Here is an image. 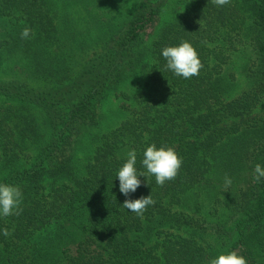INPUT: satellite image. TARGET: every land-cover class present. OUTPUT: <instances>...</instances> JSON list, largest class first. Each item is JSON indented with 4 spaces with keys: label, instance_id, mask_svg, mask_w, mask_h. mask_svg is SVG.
Listing matches in <instances>:
<instances>
[{
    "label": "trees",
    "instance_id": "1",
    "mask_svg": "<svg viewBox=\"0 0 264 264\" xmlns=\"http://www.w3.org/2000/svg\"><path fill=\"white\" fill-rule=\"evenodd\" d=\"M182 41L203 65L190 79L162 56ZM242 50L250 85L232 97L226 71ZM0 97V184L23 197L19 215L0 216V264H209L231 251L264 264V178L253 180L264 167V0H0ZM151 144L182 166L163 186L139 177L125 197L117 172L130 150L146 172ZM215 168L232 180L218 223L187 210ZM150 194L142 218L121 206Z\"/></svg>",
    "mask_w": 264,
    "mask_h": 264
},
{
    "label": "clouds",
    "instance_id": "2",
    "mask_svg": "<svg viewBox=\"0 0 264 264\" xmlns=\"http://www.w3.org/2000/svg\"><path fill=\"white\" fill-rule=\"evenodd\" d=\"M211 3L222 7L229 4L230 0H211ZM31 32V28L25 27L21 32V39H27ZM162 56L166 60L165 69L184 79L199 75L203 67L195 48L187 41H182L179 46L165 47L162 50ZM136 160V151H128L126 162L117 172L119 191L125 197H128L130 193H134L141 186L139 177L154 176L156 184L163 186L166 181L176 178L182 166V159L174 148H157L155 144H151L143 152L142 166L146 169V172H137ZM262 178H264V167L256 164L253 170V180L259 182ZM224 180L225 187H229L232 183L231 178L225 176ZM22 198V192L18 186L0 184V216L19 215L22 211L20 208ZM154 204L155 201L150 194L135 200L125 199L121 206L142 218L147 207ZM3 234L5 236L10 235L7 229L4 230ZM209 264H247V261L243 256L238 255L236 251H231L211 259Z\"/></svg>",
    "mask_w": 264,
    "mask_h": 264
},
{
    "label": "rangeland",
    "instance_id": "3",
    "mask_svg": "<svg viewBox=\"0 0 264 264\" xmlns=\"http://www.w3.org/2000/svg\"><path fill=\"white\" fill-rule=\"evenodd\" d=\"M244 50L234 53L233 62L231 58V62L227 67V74L233 72L237 80L234 84L235 88L231 90L232 97L238 96L250 85V80L248 79L245 70L246 67L250 65L251 55L250 51ZM3 101L4 99L0 97V104H2ZM112 107L113 102L111 103V101H107L103 108V112L110 113ZM112 119L113 116L110 115L106 126H108V123ZM86 152H88V149L82 146L79 151L80 162L85 159ZM224 184V175L219 169L215 168V170L209 175L208 179L203 183L202 187L196 192L194 191V194L193 192L190 193L191 207L187 208V210H189L190 213L203 215L208 220L217 221V223L221 222L223 219L225 221L232 211V204L230 197L225 196L224 194L226 190V188L223 187ZM229 227L232 228L231 225H229Z\"/></svg>",
    "mask_w": 264,
    "mask_h": 264
}]
</instances>
